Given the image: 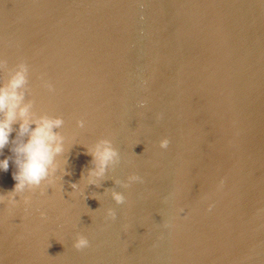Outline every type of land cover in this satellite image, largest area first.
<instances>
[{
    "label": "water",
    "instance_id": "1",
    "mask_svg": "<svg viewBox=\"0 0 264 264\" xmlns=\"http://www.w3.org/2000/svg\"><path fill=\"white\" fill-rule=\"evenodd\" d=\"M0 60L68 149L54 186L0 202V264H264V0H0ZM104 139L121 162L89 185Z\"/></svg>",
    "mask_w": 264,
    "mask_h": 264
},
{
    "label": "clouds",
    "instance_id": "2",
    "mask_svg": "<svg viewBox=\"0 0 264 264\" xmlns=\"http://www.w3.org/2000/svg\"><path fill=\"white\" fill-rule=\"evenodd\" d=\"M6 61L0 60V67H5ZM29 66L21 62L16 66V70L10 81L5 86H0V155L6 147L13 145L10 151L15 154L12 157L0 159V171L7 172L10 162L16 166L13 173V179L16 181L14 189L6 196H0V202L7 201L9 206L17 204L16 196H23L26 191L43 187L54 186L59 179L55 174L58 170L63 172L61 162L57 157L61 156L67 149L65 137L56 130L61 128L65 121L62 116H41L34 118L31 112V104L25 103V85L28 83ZM44 86L49 91H54V86L44 82ZM19 124L17 135L12 138L14 125ZM35 125V127H33ZM77 126L85 127V121L80 119ZM27 139H23L24 137ZM171 141L165 137L159 141L161 149H167ZM92 157L93 167L88 169L87 183L89 185L99 186L100 182L106 177L110 169L115 168L121 162V156L112 140L104 139L99 141L93 149L88 150ZM142 182V177L137 174H131L123 182V187L128 188L133 183ZM225 179H220L216 185L217 191H222L225 186ZM114 184H122L120 179H114ZM43 186V187H42ZM73 189H78L79 185L73 184ZM112 199L117 204L125 202V195L111 190ZM25 203L27 198L24 197ZM214 204L209 203L208 209L212 210ZM41 213V216H44ZM108 216L116 218V212L113 209L108 210ZM89 239L84 235H79L74 242L77 250L87 248Z\"/></svg>",
    "mask_w": 264,
    "mask_h": 264
}]
</instances>
